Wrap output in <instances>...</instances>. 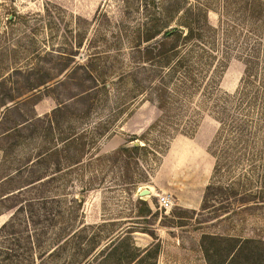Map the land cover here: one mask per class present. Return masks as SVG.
<instances>
[{
	"label": "rangeland",
	"instance_id": "obj_1",
	"mask_svg": "<svg viewBox=\"0 0 264 264\" xmlns=\"http://www.w3.org/2000/svg\"><path fill=\"white\" fill-rule=\"evenodd\" d=\"M187 3L208 6L214 56L181 38L146 58L147 35L182 22ZM220 5L0 0V193L43 178L36 191L53 198L34 204L36 226H47L42 253L54 250L39 262L216 264L227 247L207 260L210 233L242 243L233 264H264V53L247 81L243 53L220 39ZM131 229L145 238L122 241Z\"/></svg>",
	"mask_w": 264,
	"mask_h": 264
},
{
	"label": "trees",
	"instance_id": "obj_2",
	"mask_svg": "<svg viewBox=\"0 0 264 264\" xmlns=\"http://www.w3.org/2000/svg\"><path fill=\"white\" fill-rule=\"evenodd\" d=\"M220 1V21L225 24L224 32L221 33L220 39L227 50L231 49L232 44L241 50L243 53L241 55L244 57L243 65L246 80L252 81L257 76V63L264 53V0ZM208 9V6L197 3L184 4L181 8L183 12L182 22L168 28L156 30L152 34L147 35L145 38V41H148L145 49L146 58L150 57V55L155 57L171 55L181 38L189 44V50L197 48L214 56L210 48H206L207 50L203 48L205 37L211 36L209 29L215 30L208 21ZM200 68L198 69L199 72L203 69L202 66ZM159 105L161 106V102ZM57 108L53 110L52 114L57 111ZM46 121L48 122L47 128L50 129L54 120L51 116H48ZM71 142V144H74L75 141L72 140ZM135 150H138V148L121 146L118 154L126 156ZM54 152L56 151L50 152V154H54ZM47 153H49V149L44 152V154ZM8 178L9 175L5 179ZM2 181L0 179L1 184L3 183ZM126 181L132 182V180ZM43 184L42 177L29 178V180H25L23 185L0 193V205L4 204L6 200L14 199L16 201L5 207L6 210L11 211V214L0 225V259L6 260V264H45L44 262H39L43 259L42 257L45 254L53 256L54 249L47 252L43 251L44 253H42L41 249L44 243L42 236L46 233L47 226L44 225V227L39 228L40 231H37L38 228L36 226L40 221L38 220L40 215L35 212L34 204L44 203L47 199L52 201L53 198V196H45L42 195V192L36 191ZM29 191H34L33 196L18 197L17 195H21L24 192L26 194ZM145 210L147 212L149 208L145 206ZM42 216L48 224L53 219L50 212H47V216L44 214ZM30 225H33V228H30ZM132 231V229L129 230L128 234L121 240L129 243L134 242L135 240L131 237ZM230 240L228 236L210 233L202 234L201 241L204 243L202 244L204 256L209 260L210 252L213 250H215V254H220V245L225 242L227 248H223L222 258L216 264H233L235 259L239 257L243 246L241 245L242 243H230ZM215 243L219 245L216 246V249Z\"/></svg>",
	"mask_w": 264,
	"mask_h": 264
},
{
	"label": "water",
	"instance_id": "obj_3",
	"mask_svg": "<svg viewBox=\"0 0 264 264\" xmlns=\"http://www.w3.org/2000/svg\"><path fill=\"white\" fill-rule=\"evenodd\" d=\"M139 145V142L138 141H133L131 143H127L125 144L124 146L125 147H131V146H138ZM151 193L150 189L149 188H133L132 189V195L136 196V197H140V196H143V195H149ZM132 237L135 239V238H145L144 236L142 235H138V234H134V232L132 233Z\"/></svg>",
	"mask_w": 264,
	"mask_h": 264
},
{
	"label": "built area",
	"instance_id": "obj_4",
	"mask_svg": "<svg viewBox=\"0 0 264 264\" xmlns=\"http://www.w3.org/2000/svg\"><path fill=\"white\" fill-rule=\"evenodd\" d=\"M158 203L161 207H169L173 203V198L168 193H162L157 195Z\"/></svg>",
	"mask_w": 264,
	"mask_h": 264
},
{
	"label": "crops",
	"instance_id": "obj_5",
	"mask_svg": "<svg viewBox=\"0 0 264 264\" xmlns=\"http://www.w3.org/2000/svg\"><path fill=\"white\" fill-rule=\"evenodd\" d=\"M138 188H139V187H138ZM150 191H151V190H150ZM151 195H154V193H153L152 191H151L150 195H147V197H148V196H151Z\"/></svg>",
	"mask_w": 264,
	"mask_h": 264
},
{
	"label": "bare ground",
	"instance_id": "obj_6",
	"mask_svg": "<svg viewBox=\"0 0 264 264\" xmlns=\"http://www.w3.org/2000/svg\"><path fill=\"white\" fill-rule=\"evenodd\" d=\"M150 195V194H149ZM144 196H147V195H143L142 197H144Z\"/></svg>",
	"mask_w": 264,
	"mask_h": 264
}]
</instances>
